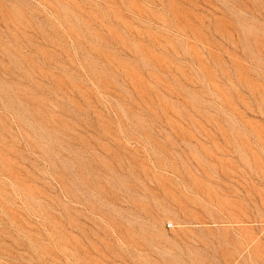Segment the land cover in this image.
<instances>
[{
  "label": "rangeland",
  "instance_id": "1",
  "mask_svg": "<svg viewBox=\"0 0 264 264\" xmlns=\"http://www.w3.org/2000/svg\"><path fill=\"white\" fill-rule=\"evenodd\" d=\"M0 264H264V0H0Z\"/></svg>",
  "mask_w": 264,
  "mask_h": 264
}]
</instances>
